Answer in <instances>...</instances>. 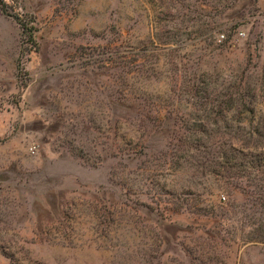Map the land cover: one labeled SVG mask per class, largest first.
<instances>
[{
    "label": "rangeland",
    "instance_id": "374dc122",
    "mask_svg": "<svg viewBox=\"0 0 264 264\" xmlns=\"http://www.w3.org/2000/svg\"><path fill=\"white\" fill-rule=\"evenodd\" d=\"M0 264H264V0H0Z\"/></svg>",
    "mask_w": 264,
    "mask_h": 264
},
{
    "label": "built area",
    "instance_id": "2783aa9c",
    "mask_svg": "<svg viewBox=\"0 0 264 264\" xmlns=\"http://www.w3.org/2000/svg\"><path fill=\"white\" fill-rule=\"evenodd\" d=\"M238 35L239 36H243V33H239ZM221 37H223V36H221ZM28 151H29L30 154H35L36 147L35 146L30 147Z\"/></svg>",
    "mask_w": 264,
    "mask_h": 264
}]
</instances>
